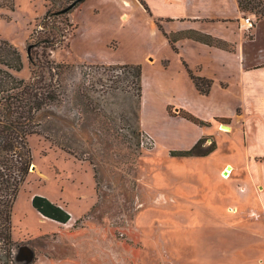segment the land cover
Listing matches in <instances>:
<instances>
[{
	"label": "rangeland",
	"instance_id": "obj_1",
	"mask_svg": "<svg viewBox=\"0 0 264 264\" xmlns=\"http://www.w3.org/2000/svg\"><path fill=\"white\" fill-rule=\"evenodd\" d=\"M72 1L0 0V41L16 46L23 61L22 70H11L14 76L30 81L28 46L38 38L54 37V48L41 46L39 53L45 49L57 62L91 71L87 84L96 82L92 93L101 100L97 116L91 110L85 113L76 100L58 107L75 118L78 128L68 143L63 136L55 138L65 141L67 149L45 134L28 135L34 168L12 208L14 254L28 245L35 253L30 264H264V206L259 197L264 194V152H253L264 151V132L245 127L264 121V71L246 78L245 89L236 87L238 104L230 117L206 120L210 127H205L200 150L215 141L214 150L173 156L171 149L190 146L188 127L149 102L147 119L155 139L143 128L134 84L123 80L126 69L87 62L70 51V39L89 24L83 9L78 14L85 0L43 24L50 10ZM245 17L253 21L243 29L249 38L262 16L248 5ZM120 34L137 42L140 51L152 46L148 29ZM119 44L115 40L110 46ZM123 63L128 62L116 65ZM149 72L147 67V76ZM168 112L178 119L199 118L174 106ZM142 136L151 139L142 144ZM35 194L49 196L74 218L61 223L42 216L32 204Z\"/></svg>",
	"mask_w": 264,
	"mask_h": 264
},
{
	"label": "crops",
	"instance_id": "obj_2",
	"mask_svg": "<svg viewBox=\"0 0 264 264\" xmlns=\"http://www.w3.org/2000/svg\"><path fill=\"white\" fill-rule=\"evenodd\" d=\"M82 9L89 24L70 39V51L87 62L143 65L141 121L155 139L152 122L147 119L149 102L159 106L171 120L188 127L189 149L207 134L205 127L209 128L210 123L178 119L169 114V108L187 110L204 121L230 117L238 104L236 87L245 89L246 78L264 71V17L256 21L251 37L245 38L243 29L247 25L238 0H85L78 14ZM142 29L150 33L152 46L148 51L147 45L140 51L137 42L120 34L125 30L139 34ZM115 40L120 43L117 48L110 46ZM125 51L129 56L123 58L120 55ZM186 64L195 75L213 80L209 94L197 89ZM247 125L253 133L264 132L263 120ZM259 197L264 206V194Z\"/></svg>",
	"mask_w": 264,
	"mask_h": 264
},
{
	"label": "trees",
	"instance_id": "obj_3",
	"mask_svg": "<svg viewBox=\"0 0 264 264\" xmlns=\"http://www.w3.org/2000/svg\"><path fill=\"white\" fill-rule=\"evenodd\" d=\"M241 9L248 5L257 7L260 15L264 17V0H238ZM145 8L149 7L142 1ZM62 9L49 11L44 19L46 24L49 19L61 16ZM52 33V32H51ZM251 37V35H249ZM54 37L38 38L30 43L32 45L30 62L33 66L31 80L26 82L13 75L11 70L23 69V61L19 49L7 40L0 41V63L6 68L0 67V264L14 263L15 241L12 237V208L20 186L32 166V150L29 145L28 135L38 133L45 134L53 139L63 149H67L65 141H58L57 136L66 138V142L73 140L74 132H77L75 118L66 116L58 110L67 101H74L85 106L86 110L98 115L101 100H98L92 92L96 82L89 81L92 75L89 70H82L79 66L60 61L57 62L47 55L43 49L40 54L39 47L54 48ZM105 65V64H102ZM110 67L126 69L123 80L131 82L135 86L138 110H141L143 65L141 63H123L119 65L109 64ZM187 70L193 79L197 89L202 94H209L213 80L205 76L195 75L191 69ZM88 68H91L88 66ZM137 116V113H136ZM183 117L201 125L208 123L197 117L183 115ZM81 118V117H78ZM64 125L73 130L65 131ZM143 137V136H142ZM142 139V138H141ZM206 140L201 137L189 149H171L173 156H189L194 153L208 154L216 148L213 141L202 152L200 147ZM33 206L44 216L53 220L66 223L71 218V213L59 204L51 201L47 196L35 194L32 197Z\"/></svg>",
	"mask_w": 264,
	"mask_h": 264
},
{
	"label": "water",
	"instance_id": "obj_4",
	"mask_svg": "<svg viewBox=\"0 0 264 264\" xmlns=\"http://www.w3.org/2000/svg\"><path fill=\"white\" fill-rule=\"evenodd\" d=\"M84 1V0H73L69 5H67L66 7H64L60 12L61 13H68L71 11V9H73L79 2ZM31 48L32 45H29L27 48V52L28 55L30 57L31 54ZM226 128H230V126L228 125H223ZM31 168H34V165L31 166ZM35 257V253L34 251L31 249V247H29L28 245H22L18 248L17 252L14 255V259L17 262H26V264H30L32 263V261L34 260Z\"/></svg>",
	"mask_w": 264,
	"mask_h": 264
},
{
	"label": "built area",
	"instance_id": "obj_5",
	"mask_svg": "<svg viewBox=\"0 0 264 264\" xmlns=\"http://www.w3.org/2000/svg\"><path fill=\"white\" fill-rule=\"evenodd\" d=\"M244 23H245L248 27H250V26L253 25V21H252L251 17H245V18H244ZM150 139H151V137H148V136H145V138L143 137V139H142V144H144V143H148V142L150 141Z\"/></svg>",
	"mask_w": 264,
	"mask_h": 264
},
{
	"label": "bare ground",
	"instance_id": "obj_6",
	"mask_svg": "<svg viewBox=\"0 0 264 264\" xmlns=\"http://www.w3.org/2000/svg\"><path fill=\"white\" fill-rule=\"evenodd\" d=\"M229 168H230V167H229ZM230 170H231V169H230ZM227 172H228V170L225 171L226 176H228V175H227V174H228ZM225 173H224V174H225ZM38 213H40V212L38 211ZM40 214H41V213H40ZM42 215H43V214H42ZM45 217H46V216H45Z\"/></svg>",
	"mask_w": 264,
	"mask_h": 264
}]
</instances>
